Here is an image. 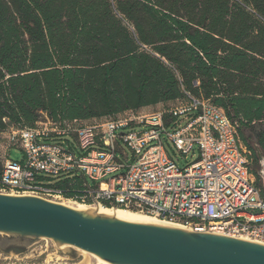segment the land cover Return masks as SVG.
I'll return each mask as SVG.
<instances>
[{"label":"trees","instance_id":"1","mask_svg":"<svg viewBox=\"0 0 264 264\" xmlns=\"http://www.w3.org/2000/svg\"><path fill=\"white\" fill-rule=\"evenodd\" d=\"M190 99L236 125L258 179L250 141L264 157V0H0V134L43 115L98 123ZM2 166L0 155V175ZM83 183L53 186L74 199Z\"/></svg>","mask_w":264,"mask_h":264},{"label":"built area","instance_id":"2","mask_svg":"<svg viewBox=\"0 0 264 264\" xmlns=\"http://www.w3.org/2000/svg\"><path fill=\"white\" fill-rule=\"evenodd\" d=\"M124 114L83 126L48 120L7 132L19 141L23 159H4L0 194L60 199L52 179L80 178L76 202L264 245V191L255 185L236 125L221 109L190 99L168 110ZM177 154L196 159L180 169Z\"/></svg>","mask_w":264,"mask_h":264},{"label":"water","instance_id":"3","mask_svg":"<svg viewBox=\"0 0 264 264\" xmlns=\"http://www.w3.org/2000/svg\"><path fill=\"white\" fill-rule=\"evenodd\" d=\"M261 175L264 184V161ZM0 234L2 251L46 238L109 264H264L263 244L127 223L35 196L0 194Z\"/></svg>","mask_w":264,"mask_h":264},{"label":"rangeland","instance_id":"4","mask_svg":"<svg viewBox=\"0 0 264 264\" xmlns=\"http://www.w3.org/2000/svg\"><path fill=\"white\" fill-rule=\"evenodd\" d=\"M163 105L157 104L154 106H149L140 109L137 113L133 112H126L124 115H139V114H150L159 110L163 109ZM123 115V114H122ZM48 119H46L45 115H43L39 123L47 124ZM50 121V120H49ZM104 122V121H102ZM98 122V123H102ZM95 123L91 121V123H79L81 126L83 125H89ZM260 128L259 126H256V129ZM0 138L3 140L2 144L0 145V155L2 157V161L4 162V159L9 158V160L14 162H21L23 159V154L20 151V143L18 140H15L11 142L9 140V136L7 133L0 134ZM71 140V139H70ZM251 146L255 149L256 156L258 157V162L253 163L251 165L253 172L258 174V179L255 178L257 186L264 191V184H263V178L261 175L262 172V163L264 161V157L260 155V150L256 147L254 144V141H250ZM121 149H126L124 146L120 145ZM196 149V147H194ZM247 151V149H246ZM197 153L196 150L194 152ZM130 155V154H129ZM196 159V156H193L192 154H189L184 158L182 155L177 154V159L175 160L176 165L178 168H183L186 165L194 162ZM129 161L130 158H129ZM57 179H52L51 182H56ZM50 201L57 202L60 204H66V205H72L74 203H80L76 202L72 199L67 198H60V199H50ZM82 204V203H80ZM87 206H92L88 204H83ZM178 224V223H177ZM181 225V224H180ZM0 237H3V234H0ZM62 245H58L54 241L46 238H41L38 240H35L30 246L24 248V249H16L18 252H16L13 249H9L6 251H2L0 249V264H80L84 261V257L79 254L78 251L75 249H61ZM93 261H91L92 263Z\"/></svg>","mask_w":264,"mask_h":264},{"label":"bare ground","instance_id":"5","mask_svg":"<svg viewBox=\"0 0 264 264\" xmlns=\"http://www.w3.org/2000/svg\"><path fill=\"white\" fill-rule=\"evenodd\" d=\"M12 195V194H11ZM14 196V195H12ZM70 208H74L78 211H84V212H93L98 215H104L108 217H112L114 219H117L119 221L127 222V223H133V224H142V225H152V226H161V227H167V228H176V229H183L189 231L188 228L177 224V223H170L166 221L159 220L157 218H154L152 216L138 213V212H133L130 210H126L123 208H118V207H105L102 205H92V206H87L83 205L80 203H74L72 205H66ZM75 249L76 251L79 252L81 256L84 257V261L81 262L80 264H109L105 261H102L95 255L79 250L75 247L69 246V245H62L61 249ZM91 261H93L91 263Z\"/></svg>","mask_w":264,"mask_h":264}]
</instances>
